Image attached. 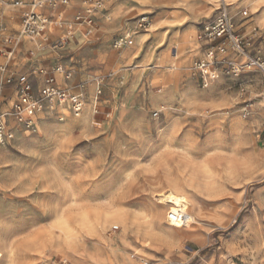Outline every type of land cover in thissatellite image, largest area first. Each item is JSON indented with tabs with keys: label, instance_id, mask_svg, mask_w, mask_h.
I'll return each mask as SVG.
<instances>
[{
	"label": "rangeland",
	"instance_id": "obj_1",
	"mask_svg": "<svg viewBox=\"0 0 264 264\" xmlns=\"http://www.w3.org/2000/svg\"><path fill=\"white\" fill-rule=\"evenodd\" d=\"M12 1L0 8V64H8L12 76L10 84L0 82V114L9 117L14 138L0 145V160L31 151L21 156L20 167L0 164V264H125V258L134 264H264V169L244 176L245 171L226 166L232 138L246 129L256 140L264 138L254 123L264 113V76L249 63L264 64V35L256 43L258 30L252 39L247 33L254 27L246 30L239 22L264 16V0L254 11L242 9L246 16L232 12L225 1L235 31L251 40L244 49L248 59L206 35L220 17V2L199 18L186 14L183 5L173 6L166 17L136 7L138 14L122 30L97 37L95 20L91 36L77 33L79 43L74 37L69 41L64 50L70 47L71 53L63 51L54 59L59 62L31 73L26 72L33 63L28 51L14 53L23 37ZM114 2L108 0L105 8ZM141 17L150 20L149 33L139 31L131 46L114 49L116 39L134 31ZM218 45L223 47V52L215 49L219 78L205 89L193 66ZM46 48L41 54L33 50L34 61L52 50ZM230 53L236 58L228 59ZM227 61L241 67L238 77L223 75ZM14 64L22 68L14 70ZM57 66L62 67L55 73L58 84L68 81L58 87L84 96L78 118L45 102L40 81L32 79L35 73L43 80ZM19 75L32 79V93L42 106L29 130L12 123ZM164 79L170 80L166 86L160 83ZM10 86L14 92L4 94ZM151 95L158 98L151 102ZM229 123L238 124L237 130ZM181 151L196 173L165 175V155ZM78 172L85 173L81 180H67ZM32 175L54 181L26 183ZM167 192L195 203L201 223L186 222L180 232L164 233L167 206L158 196Z\"/></svg>",
	"mask_w": 264,
	"mask_h": 264
},
{
	"label": "crops",
	"instance_id": "obj_2",
	"mask_svg": "<svg viewBox=\"0 0 264 264\" xmlns=\"http://www.w3.org/2000/svg\"><path fill=\"white\" fill-rule=\"evenodd\" d=\"M6 1L7 0H4L2 2L0 0V8L3 7L4 2ZM15 1H19V0H13L12 2L14 3ZM229 1L231 4V7L230 6L229 7L232 12H239L242 9H247V8L250 9V11H254L259 5L258 0H229ZM67 2H68L67 4H62V3H59V4L57 3L55 5H51L50 3L44 4L43 8L40 9L39 12L42 15H45L46 17H48L50 20H55L57 18H61V19L63 18L66 20V18L62 16V15H65L66 17L70 18V20L68 21H72L74 17L83 15L85 13L86 5H85L84 0H72L70 4H69V1ZM105 5L103 6V8L100 9L101 10L100 12H98L99 10H97V12L92 15V20L94 21V24L92 28L90 29V34L88 36H91L93 33L94 26H95V20H96V26H97V29H96L97 37L98 36L99 37L100 36L110 37L114 35V33L117 30L120 31L128 25V22L131 20L130 18L133 17V15L138 14L136 12V7H140L143 9H149V10L157 9L156 12H158L161 17H166L167 15H169V13L172 12L173 6L183 5L186 14H188L192 18H199L200 16H204L205 14L211 13L217 8L216 0H115L114 3H112L111 5L110 4L107 5L106 8H105ZM227 5L225 4L226 9L228 8ZM18 10L20 11V20H21V15L23 13V10L19 7H18ZM18 10L9 9L8 12H13L17 14L19 12ZM246 13H247L246 11H243L242 16H246ZM239 22L241 23V25L246 27V30H248L252 26L254 27L247 33L248 36L253 35L252 39L255 38L254 32L258 30L257 36L259 38L258 40H256V43H259L260 37L264 35V16L259 15L257 17L250 18V19L241 17L239 19ZM20 28H21V22H20ZM51 30L55 33L52 34L50 32ZM85 30H86V27L84 25L75 26L71 31H67L65 28L58 29V28H55L53 25H50L48 27V30L46 31L47 39H49L47 43L44 42V44H41L40 39L32 40L27 37L26 39H28L29 42H25L23 40L21 41L22 38H19L18 42L21 41V43H23V50H21L17 55H22L28 51V54L31 56V59L33 60L34 58L33 50L43 51L47 46L51 47L52 50L48 49V52L45 53V56L41 57L40 59L36 61L33 60V63L29 65V68L26 70V72L31 73L34 69H38L40 66H44V67L50 66L53 63L59 62L54 59L57 58L60 60L61 56H59V53L62 55L63 51L71 53L72 48L71 50H69L70 47L66 50L64 49L68 46L69 41L70 42L72 41L71 39L73 37L75 38L74 41L79 43L78 41L79 38L76 37L77 33H79L83 38L88 37L84 35ZM149 30L143 33H149ZM127 32H131L132 36H134V34L139 31L130 30V31L124 32L122 35H124ZM236 33L239 34L237 31ZM239 35L241 37L244 36L242 34H239ZM64 36H68L67 42L60 48L53 47V44L60 41L62 37ZM207 52L208 50L206 51V55H207ZM216 53L217 52L215 51V54ZM206 55L204 59L206 58ZM227 58L234 59L236 58V55L233 53H230L227 56ZM202 60H198V61H202ZM22 65H23V62H22ZM57 67H60V66H57ZM11 68L16 70L22 67L14 64L11 66ZM60 68L62 69V67ZM55 73L56 72L54 71V73H50V74L54 76L55 86L59 88L58 85L59 86H63V85L58 84ZM64 74L66 73L64 72ZM33 75L34 76H32V79L37 78L41 83L40 88L42 89L45 77L42 80L39 75H35V73H33ZM32 79L31 80L29 79L31 85H32ZM32 88H33V85H32ZM14 90H15V87L10 86V88L4 89V94L13 93ZM58 107H61V106H58ZM254 123L256 125L255 127L257 131H260L259 133L262 134L264 132V125H263L264 124V113L260 114ZM9 125H10V120H6V129L7 130L9 129L10 131ZM230 142L232 145L231 146L232 149H231V154L227 158H232L233 161L230 163H227L226 165L228 166L229 171H245L244 173V176H245V175H249L251 173V170H263L264 169V138L262 140L260 139L256 140L254 137L251 136L250 130L246 129L242 133L240 138L238 137H236L235 139L232 138ZM221 143H224V142H221ZM206 144L207 142L205 141L204 145ZM25 151L27 153L31 150H25ZM26 153L12 154V156L10 153H8L6 156H4V158H2V160H0V164L6 165L10 170L13 166L14 168H16V166L20 167L21 164L23 163V158L21 156L22 155L25 156ZM166 153L167 152H165L164 154ZM185 155L186 154L183 151L173 152V153H169L168 155H165V158H164L165 159V173H166L165 175L196 173L195 169L192 167L190 156L187 159V156ZM84 175L85 173L83 174L81 172L68 174L67 180H81V178L84 177ZM26 180H27L26 183L54 181L52 179L51 180L49 179L41 180V179H38L35 175H32L31 178L30 177L26 178Z\"/></svg>",
	"mask_w": 264,
	"mask_h": 264
},
{
	"label": "built area",
	"instance_id": "obj_3",
	"mask_svg": "<svg viewBox=\"0 0 264 264\" xmlns=\"http://www.w3.org/2000/svg\"><path fill=\"white\" fill-rule=\"evenodd\" d=\"M2 2L4 0H1ZM68 0H59V3L67 4ZM86 9L85 13L80 16H76L72 21L57 18L55 20H50L45 15H42L39 11L43 8L44 4L50 3L55 5L56 3L49 2L48 0H19L15 1L13 4L23 10L21 15V30L20 35L27 37L32 40L40 39L41 44L48 42L46 31L50 25L55 28L62 29L65 28L67 31H71L75 26L84 25L86 30L84 32L85 36L90 34V29L92 28L94 21L92 20V15L103 8L108 0H84ZM220 17L217 19L215 24L210 28L206 29V35L214 42H227V46L235 53L242 55L244 49L250 46V39L244 36H240L235 31V25L233 18L228 14L226 6L224 3L220 5ZM151 22L146 17H141L135 26V31L146 32L150 29ZM131 32H127L120 36L113 44L114 49L121 47L131 46L132 40ZM68 40V36L62 37L60 41L53 44V47L60 48ZM39 43V44H40ZM40 44V45H41ZM216 51L223 52V47L218 45L214 48L208 50L206 58L202 61L194 63V70L197 71L202 79V87L207 89L211 83L219 78L218 71L214 68L216 63L215 57ZM11 47L4 52V56L9 59ZM248 59V57H246ZM250 66L255 67L260 72L262 71L264 76V64L259 60L249 59ZM240 66L236 65L231 61H227L223 67V75L238 77L241 74ZM57 72H62L60 67H56L54 70ZM66 77H70L66 74ZM102 80V79H101ZM0 82L10 84L12 82V76L7 74V65H0ZM43 100L49 105L65 106L72 115L76 118L80 117L83 112L84 96L83 94H77L72 92L68 88L60 89L55 86V78L50 73L45 74L43 88L41 89ZM101 91H98L100 95ZM18 102L13 106L14 120L22 125L26 129H30L33 126L34 116L40 112L42 106L40 102L34 97L32 93V85L25 75H19L17 80V91ZM262 101L264 104V92L262 93ZM94 114L98 113L96 109V104L93 106ZM245 117L247 115L246 108L244 109ZM6 118L7 115L0 114V145L8 144L12 138L13 134L6 129ZM168 224L175 226L180 223L184 225L186 223L185 215L173 214L170 211L166 214ZM118 228L113 227L112 230L116 231ZM63 264H67L63 262ZM142 264H148L147 261H143Z\"/></svg>",
	"mask_w": 264,
	"mask_h": 264
},
{
	"label": "bare ground",
	"instance_id": "obj_4",
	"mask_svg": "<svg viewBox=\"0 0 264 264\" xmlns=\"http://www.w3.org/2000/svg\"><path fill=\"white\" fill-rule=\"evenodd\" d=\"M225 1L226 0H216V4H219V2L220 3H225ZM226 4V3H225ZM217 10V9H216ZM52 34L53 33H55V32H53L52 30L50 31ZM21 36V35H20ZM23 37V36H22ZM73 39V38H72ZM25 41V42H29L28 41V39H26V37H23L22 39H21V41ZM21 41L20 42H18L17 44H16V46L14 47V53L16 52V51H21V50H23V43H21ZM136 42L138 43V42H140V38H137L136 39ZM41 48V47H40ZM44 51H45V49H44ZM38 52V54L40 53L41 54V52L42 51H37L36 50V53ZM42 54H44V53H42ZM45 55V54H44ZM242 55L246 58L247 57V54L246 53H242ZM241 55V56H242ZM34 60V59H33ZM58 73H60V72H58ZM64 76H66V75H64ZM66 79H68V78H66ZM169 81L170 80H168V79H164V80H162L160 83L163 85V86H166L167 84H169ZM60 83H62L63 85L65 84V85H67L68 84V81H66V80H63V81H60ZM34 91H35V88H34ZM91 98H93V95H91ZM158 97L157 96H155V95H151V97H150V100H151V102H154L155 101V99H157ZM160 106L162 107V109H164L165 107V104L162 102H160ZM61 107H63V106H61ZM108 117V116H107ZM12 118V117H11ZM76 118V117H75ZM13 119V118H12ZM7 120V119H6ZM12 123L13 124H15L14 126H16V127H19V128H21V126L22 125H20V124H18L14 119H13V121H12ZM43 124H40V126H42ZM237 125L238 124H236V123H229V127H230V129H234L235 131L237 130ZM162 129V128H161ZM171 131H172V129H171ZM14 132V131H13ZM15 133L17 134V130L15 131ZM13 134V138H14V133H12ZM12 138V139H13ZM18 141V140H17ZM233 160H231L230 158H227V163H230V162H232ZM215 163H213V165H214ZM212 166L211 165H209L208 167L207 166H205V168H204V170H209L210 168H211ZM175 184H174V186L176 187L177 186V182H174ZM159 198H158V200L159 201H161V202H163V203H165V205L167 206L166 208H165V212H164V215H165V219L164 218H162L161 216H159V215H156L155 213H153V214H151V216L153 217V218H160L161 220L162 219H164V220H167V213L170 211L171 213H173V214H177V215H180V216H182V215H185V219H186V222H191V223H194V224H199V223H201L200 222V220H198L200 217V213H199V208H198V206L195 204V203H191V202H189V201H187V199H185V197H182L181 195H175V194H173L172 192H167V194L166 195H159L158 196ZM214 213V212H213ZM122 219L124 220V221H126V219L124 218V217H122ZM150 224V227H155V225H156V223L155 222H150L149 223ZM166 225V224H165ZM168 226L169 227H167V228H169V230L167 229V230H165V232L164 233H167V234H170V235H173V234H175V232L176 233H178V232H180V231H178L180 228H183V225L182 224H180V223H178V224H176L175 226H172V225H170V224H168ZM171 231V232H170ZM192 234V233H191ZM122 255H124V253H122ZM121 255V256H122ZM118 263V261H113V264H117ZM105 264V263H104ZM125 264H134L133 262H131L130 260H128L127 258H125Z\"/></svg>",
	"mask_w": 264,
	"mask_h": 264
}]
</instances>
